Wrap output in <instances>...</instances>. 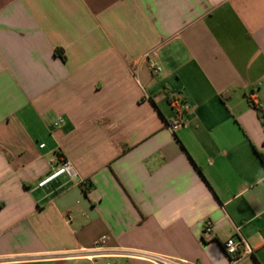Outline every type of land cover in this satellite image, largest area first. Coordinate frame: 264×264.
I'll use <instances>...</instances> for the list:
<instances>
[{
  "label": "crops",
  "instance_id": "crops-1",
  "mask_svg": "<svg viewBox=\"0 0 264 264\" xmlns=\"http://www.w3.org/2000/svg\"><path fill=\"white\" fill-rule=\"evenodd\" d=\"M254 104L264 114V0H0V264H90L55 256L102 236L264 264ZM62 160L78 177L39 188ZM236 228L251 251L237 262ZM108 261L153 264H94Z\"/></svg>",
  "mask_w": 264,
  "mask_h": 264
},
{
  "label": "built area",
  "instance_id": "built-area-1",
  "mask_svg": "<svg viewBox=\"0 0 264 264\" xmlns=\"http://www.w3.org/2000/svg\"><path fill=\"white\" fill-rule=\"evenodd\" d=\"M151 55H146V60H148V69L153 75H157L160 73L161 69L157 66L154 60H151ZM262 122L264 123V118H262ZM63 123L62 119H59L55 126H59ZM186 124V119L184 117V113H178L176 119L173 121L170 129L172 132H177L180 128H182ZM42 148L44 146H41ZM60 177H66L69 180H74L78 177V174L73 167V165L67 161L62 160L60 164L55 167L51 173L45 177L38 184L39 188H44L53 181L57 180ZM236 236L229 238L225 244L224 249L226 253L235 261H241L250 255V248L248 247L246 241L242 238L240 229L236 228ZM204 232L206 234L212 233V224L210 222H206L204 226ZM108 242V236H102L97 241L94 242V245L90 249H79L76 251L62 253L56 255L55 257L59 260H73V261H88L90 264H94L99 259H107V258H115V257H124L128 259L132 258H140L146 260L153 264H195L186 261H181L174 258L158 256V255H149L144 253H138L135 251L124 250L120 248H112L109 249L106 247ZM1 262V261H0ZM103 264H113L108 261Z\"/></svg>",
  "mask_w": 264,
  "mask_h": 264
},
{
  "label": "trees",
  "instance_id": "trees-1",
  "mask_svg": "<svg viewBox=\"0 0 264 264\" xmlns=\"http://www.w3.org/2000/svg\"><path fill=\"white\" fill-rule=\"evenodd\" d=\"M254 106H255L256 109L259 111V113H260V117H261V118H264V114H263V112L261 111L260 107H259V106H256L255 104H254ZM255 152H256V155H257L259 161H260L261 164L264 166V153L258 152L256 149H255Z\"/></svg>",
  "mask_w": 264,
  "mask_h": 264
}]
</instances>
